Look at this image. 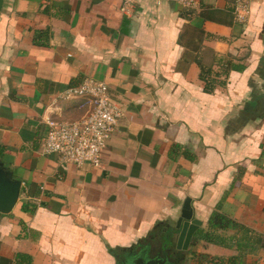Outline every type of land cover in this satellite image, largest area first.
Segmentation results:
<instances>
[{"label":"crops","instance_id":"0c3cea01","mask_svg":"<svg viewBox=\"0 0 264 264\" xmlns=\"http://www.w3.org/2000/svg\"><path fill=\"white\" fill-rule=\"evenodd\" d=\"M196 2L139 0L124 14L122 0H0V161L22 182L0 214V264H118L172 240L180 252L187 198L201 229L220 206L264 233V0L245 23L235 0ZM228 63L246 68L206 93L201 67ZM87 78L123 116L100 167L64 166L44 153L46 120L83 118L81 100L60 96ZM192 242L181 253H234Z\"/></svg>","mask_w":264,"mask_h":264},{"label":"built area","instance_id":"2783aa9c","mask_svg":"<svg viewBox=\"0 0 264 264\" xmlns=\"http://www.w3.org/2000/svg\"><path fill=\"white\" fill-rule=\"evenodd\" d=\"M138 1L122 0L121 11L129 13ZM177 1L186 7L197 3L196 0ZM253 1L235 0L234 16L238 22H247ZM60 99L81 100L80 109L85 110V114L76 122L48 118L44 153L57 155L64 166L100 167L107 142L123 116L122 108L111 98L107 84L96 79H85L80 86L65 91Z\"/></svg>","mask_w":264,"mask_h":264},{"label":"trees","instance_id":"16d2710c","mask_svg":"<svg viewBox=\"0 0 264 264\" xmlns=\"http://www.w3.org/2000/svg\"><path fill=\"white\" fill-rule=\"evenodd\" d=\"M227 65L226 69L222 68L221 72L214 75L212 69L201 67V79L205 83L204 90L206 93H213L217 82L226 85L225 78L230 71L243 72L246 68L243 64L231 65L228 63ZM221 77H224V80H221ZM188 158L195 160V157L191 155ZM23 207L27 210L26 204ZM202 241L206 244L229 249L234 253L230 256H212L190 251L189 254L197 260L198 264H248L250 256L264 251V233L257 232L227 216L220 211V206L212 213L208 227L206 229L200 228L195 234L192 246H196Z\"/></svg>","mask_w":264,"mask_h":264},{"label":"water","instance_id":"95a60500","mask_svg":"<svg viewBox=\"0 0 264 264\" xmlns=\"http://www.w3.org/2000/svg\"><path fill=\"white\" fill-rule=\"evenodd\" d=\"M21 192L22 182L16 179L14 172L0 161V214L8 215L14 210L19 202ZM201 226L202 222L194 217L192 200L187 198L183 205L181 217L177 222L176 232L173 234L179 237L176 249L188 250L194 235ZM167 238L170 239L169 236ZM182 243L184 246H181ZM169 244L173 245V240L170 243L167 242L165 247L151 243L139 251H134L131 260H123L118 264H173L170 262L169 256L162 257L163 249H166ZM169 249L172 250V248Z\"/></svg>","mask_w":264,"mask_h":264},{"label":"flooded vegetation","instance_id":"af4514ba","mask_svg":"<svg viewBox=\"0 0 264 264\" xmlns=\"http://www.w3.org/2000/svg\"><path fill=\"white\" fill-rule=\"evenodd\" d=\"M182 250L176 251L174 248H172V250L166 248L163 249L162 251V257H164L165 255L168 257L169 256V260L170 262H172L173 264H181V262L183 261L181 253Z\"/></svg>","mask_w":264,"mask_h":264},{"label":"rangeland","instance_id":"374dc122","mask_svg":"<svg viewBox=\"0 0 264 264\" xmlns=\"http://www.w3.org/2000/svg\"><path fill=\"white\" fill-rule=\"evenodd\" d=\"M218 250H220V249L218 248ZM221 250H223V249H221ZM180 254H181L182 259H183L181 264H191L190 263L191 255L189 253H186V254L185 253H180Z\"/></svg>","mask_w":264,"mask_h":264}]
</instances>
